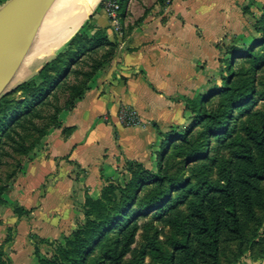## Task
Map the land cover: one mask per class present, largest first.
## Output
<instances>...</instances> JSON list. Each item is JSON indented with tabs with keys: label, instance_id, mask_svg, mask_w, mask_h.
<instances>
[{
	"label": "rangeland",
	"instance_id": "374dc122",
	"mask_svg": "<svg viewBox=\"0 0 264 264\" xmlns=\"http://www.w3.org/2000/svg\"><path fill=\"white\" fill-rule=\"evenodd\" d=\"M163 1L164 5L169 6L174 0ZM188 1L186 5L191 18L180 20V24H185L197 36L205 35L209 43L206 49L190 53L187 79L185 82L178 80L173 85V100L186 107L183 97L194 99L199 106L223 115L228 126L223 133L211 135L206 124L192 127L194 114L189 110H186L189 116L186 122H183L185 118L181 110L176 113L177 121H182V124L171 129L176 132L189 130L192 144L187 145L181 141L170 144L163 162V170L167 175L165 189L173 195L170 200L176 206L173 212L175 218L188 215L194 203L202 200L208 189L221 184L222 164L232 154V146H235L237 140L250 137L253 129H260L264 125V0ZM97 11L96 8L92 15L95 16ZM110 36L112 38L109 37V41L118 48L123 36L116 37L112 32ZM66 47L51 59L40 62L38 67L35 66L19 80H13L2 96L9 97L10 102L8 110L0 113V192L3 193L4 201L8 195H12L11 189L21 179L26 164L36 158L40 159L45 152L49 134L60 126L58 121L61 111L73 105L71 87L80 86L84 89L88 84L87 75L95 68L99 70L98 63L111 60V47L92 52L75 62L76 57H64L59 71L52 73L58 78L55 87L42 100L34 99V95L39 92L37 87L31 93L18 89L20 84L37 76L45 64L56 58ZM36 82L41 84L38 79ZM225 83H233L238 91L232 93L222 90ZM23 146L32 149L28 155L21 150ZM202 151L204 158H201ZM125 170H128V166ZM133 171L140 172L137 168ZM122 175L120 181H114L115 184L126 185L131 180L128 171ZM182 180L189 181L186 188L181 193L174 192L173 187ZM262 188L264 190V182ZM149 189L140 194L133 213L141 212L152 195ZM15 207L19 206H12V209L8 203L0 206V229L13 218ZM139 225L136 242L123 264H169L168 257L173 254L176 243L182 240L179 227L164 224L151 211L139 219ZM114 232L107 233L101 246H93L84 264H101L104 258L113 253L117 240ZM32 240L34 249L38 245L40 254L52 257L54 246L42 244L38 237H32ZM220 264H264V204L257 209V220L246 224L243 237L222 238Z\"/></svg>",
	"mask_w": 264,
	"mask_h": 264
},
{
	"label": "crops",
	"instance_id": "0c3cea01",
	"mask_svg": "<svg viewBox=\"0 0 264 264\" xmlns=\"http://www.w3.org/2000/svg\"><path fill=\"white\" fill-rule=\"evenodd\" d=\"M8 1L0 0V9ZM162 1L128 0L116 59L88 83L81 100L62 111L60 127L49 134L45 152L26 164L11 189L6 199L10 209L32 210L22 217L13 211L0 229V247L11 264H38L32 237H69L85 220L86 198L99 199L105 185L120 181L129 162L156 171L164 142L161 133L182 124L177 121L179 110L183 122L189 118L185 105L173 100V85L186 81L190 53L206 49L209 42L180 24L191 18L186 5L190 1L174 0L169 6ZM92 22L110 27L103 9ZM122 108L135 110L142 123L123 126ZM10 229L12 242L4 245Z\"/></svg>",
	"mask_w": 264,
	"mask_h": 264
},
{
	"label": "trees",
	"instance_id": "16d2710c",
	"mask_svg": "<svg viewBox=\"0 0 264 264\" xmlns=\"http://www.w3.org/2000/svg\"><path fill=\"white\" fill-rule=\"evenodd\" d=\"M104 2L105 0H102L98 4L97 10L103 9ZM119 4L120 13L124 19L128 0H119ZM93 17L94 15L72 37L67 47L56 58L47 62L33 79L20 84L18 89L31 93V90L37 87L39 92L34 95V99L42 100L43 96L55 87L58 78L52 73L59 71L64 57L68 59L71 56L76 57L75 62L92 52L111 47V60L107 63L103 61L98 63L99 70L110 65L117 47L109 41V28L97 27L92 22ZM242 54L243 52L240 53ZM99 70L95 68L87 75V83L96 76ZM36 79L41 84L37 83ZM232 84L225 83L222 90L232 93L238 91ZM87 85L84 89L80 86L71 87L73 93L71 98L74 103L84 97ZM182 101L186 104V110L194 114L192 127L196 124H206L211 135L226 131L228 124L223 115L207 110L202 105L199 106L194 99L183 97ZM9 104V97H1L0 113L8 110ZM73 105L66 109L70 110ZM188 133L189 130L176 132L173 129L167 133H161L164 142L156 171L147 169L141 163L129 162L127 171L131 174V180L126 185L109 182L103 187L99 199L93 200L87 197L84 207L85 220L77 225L69 237L63 241L41 239L42 244L55 247L51 258L40 254L38 245L35 246V257L38 264H84L87 253L93 246H101L102 239L111 231L117 234L115 249L111 255L103 259L101 264H123L124 258L131 253L136 242L140 230L139 219L150 211L155 212V216L164 224L170 227L178 226L182 234V240L176 243L173 254L168 257L169 264H220L222 238L239 239L243 237L246 224L257 220V209L264 204L262 188V182H264V125L260 129H253L250 137L242 141L237 140L235 146H232V154L222 164L221 184L208 189L203 199L194 203L188 215L175 218L173 212L176 206L172 205L173 201L170 200L173 195L171 191L165 189L167 175L163 170V162L170 144L179 141L187 145L192 144ZM20 148L26 155L32 150L24 146ZM201 154V158H204L203 151ZM135 168L140 172H134ZM187 183L189 181H180L173 187L174 192H183ZM148 188L152 195L142 207L141 212L133 213L140 194ZM2 195L3 193L0 192V206L7 204L2 199ZM14 212L22 217L29 215L32 210L15 207ZM131 214H133L132 217H130ZM9 232L4 245L12 242L11 229ZM0 264H11L6 257L4 247H0Z\"/></svg>",
	"mask_w": 264,
	"mask_h": 264
},
{
	"label": "water",
	"instance_id": "95a60500",
	"mask_svg": "<svg viewBox=\"0 0 264 264\" xmlns=\"http://www.w3.org/2000/svg\"><path fill=\"white\" fill-rule=\"evenodd\" d=\"M56 1L9 0L0 9V98L30 53L44 19Z\"/></svg>",
	"mask_w": 264,
	"mask_h": 264
},
{
	"label": "bare ground",
	"instance_id": "6f19581e",
	"mask_svg": "<svg viewBox=\"0 0 264 264\" xmlns=\"http://www.w3.org/2000/svg\"><path fill=\"white\" fill-rule=\"evenodd\" d=\"M100 1L57 0L44 19L35 43L16 73L14 81L25 76L40 62L51 59L65 46L86 23Z\"/></svg>",
	"mask_w": 264,
	"mask_h": 264
},
{
	"label": "built area",
	"instance_id": "2783aa9c",
	"mask_svg": "<svg viewBox=\"0 0 264 264\" xmlns=\"http://www.w3.org/2000/svg\"><path fill=\"white\" fill-rule=\"evenodd\" d=\"M103 11L106 13L112 33L119 37L123 34L124 24L120 13L119 0H105ZM119 118L123 126L134 127L142 123L140 115L133 109L122 108L119 112Z\"/></svg>",
	"mask_w": 264,
	"mask_h": 264
}]
</instances>
